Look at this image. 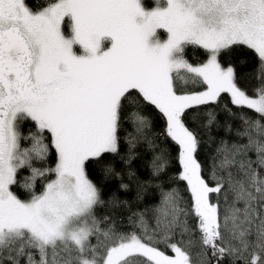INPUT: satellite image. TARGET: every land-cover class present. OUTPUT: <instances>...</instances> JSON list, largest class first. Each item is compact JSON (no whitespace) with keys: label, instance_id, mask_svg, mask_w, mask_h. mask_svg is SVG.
I'll return each mask as SVG.
<instances>
[{"label":"snow or ice","instance_id":"obj_1","mask_svg":"<svg viewBox=\"0 0 264 264\" xmlns=\"http://www.w3.org/2000/svg\"><path fill=\"white\" fill-rule=\"evenodd\" d=\"M187 46L205 50L206 62L189 63ZM234 46L255 53L259 87L253 96L237 85L235 67L218 59ZM178 80L190 89H179ZM222 93L258 118L241 115L237 139L221 142L210 186L185 117L218 103ZM152 109L178 146L175 177L168 176V158L144 115ZM202 115L207 126L215 121L210 110ZM25 121L34 126L23 137L28 147L18 130ZM141 145L150 154L144 181L131 167ZM51 149L55 167H33L34 160L46 162ZM109 155L119 157L120 170L105 160ZM93 161L121 180L118 191L129 190L121 179L125 170L137 183V199L148 186L159 190L151 221L135 212L132 230L122 231L110 217L96 216L105 202L86 174ZM23 168L31 170L30 180L45 179L38 193L33 183L22 185L28 199L11 190ZM177 180L186 182L190 203L173 187ZM212 193L223 197V208L219 199L210 201ZM111 203L127 201L114 193ZM226 260L264 264V0H154L152 6L145 0H47L42 7L0 0V264Z\"/></svg>","mask_w":264,"mask_h":264},{"label":"trees","instance_id":"obj_2","mask_svg":"<svg viewBox=\"0 0 264 264\" xmlns=\"http://www.w3.org/2000/svg\"><path fill=\"white\" fill-rule=\"evenodd\" d=\"M151 3L152 0H146ZM30 6H44L47 0H27ZM149 3V4H150ZM150 6V5H149ZM185 59L189 63L199 64L207 60V54L205 50L198 46H187L185 49ZM219 61L223 65L232 64L236 70V83L237 85L246 91L248 95H254L253 89L259 87V81L255 78V68L257 65V59L255 53L244 46H234L231 50L224 51L219 56ZM178 80L177 87L182 90H189L190 85L186 88L184 81ZM199 90H203L202 88ZM227 106V107H226ZM231 109V112H229ZM212 111L215 115V121L207 126V118L202 114L206 111ZM199 118L193 119V114L197 113ZM234 113V115H233ZM151 121L153 137L158 145V150H163L168 158V176L175 177L178 170L179 164L177 161L178 146L171 141L170 138L166 137L165 133V122L160 114L152 109L144 113ZM241 115H246L252 119H256L257 114L247 108H238L231 104L230 96L227 93H222L218 103L211 104L209 106H200L198 110H189L185 117L186 126L192 130L199 141L196 158L201 165L202 175L209 182L210 186H214V182L211 180L213 158H219L217 156V149L221 146L222 141H228L232 143L237 139L236 131L242 127ZM231 126V131H229ZM128 127L130 130V126ZM19 132L21 133V146L28 147L31 144L30 140H25L23 137L28 136L30 131H34V126L30 121L20 123ZM121 137L125 135L123 129L120 132ZM47 142V141H46ZM127 150V146L121 141V154L123 155ZM136 151L139 153V157L132 162V169L136 171L139 180L144 181L149 176V169L146 166L147 161L150 158V154H145L143 145L138 146ZM254 158V157H253ZM105 160L115 161L117 170L121 169L119 163V157L106 156ZM56 157L54 149H51L47 157L46 162L33 161V167L46 168L55 167ZM102 163L90 162L86 166V174L89 179L97 186L100 190L101 199L105 202L102 205H98L95 209L96 216L99 219H103L105 216L110 217L111 220L115 221L116 225L122 231H131L132 225L129 222V217L135 212H145L147 218L151 221L152 219V208L159 202L160 193L154 186H148L142 193V199H137V183L135 180L129 181L126 174L122 176V180L129 184V190L127 192L118 191V185L121 182L120 179L106 176L102 170ZM32 176L31 170L23 168L18 170L17 184L11 186V190L14 194L21 199L30 198L29 192L22 186L26 182H31L34 185V190L38 193L43 190L45 179L36 177L34 181L30 180ZM48 179H53L54 174H50ZM173 187L177 188L181 195L190 203V193L187 191L186 182L175 181ZM118 197L120 201H127L126 204L121 203L119 206L114 207L111 203L113 194ZM219 199L221 208H223V197L217 196V194H210V201L217 203ZM190 223L194 224V221L190 219ZM138 231V230H137ZM180 237L177 236V240ZM187 240V237H185ZM95 243V239H93ZM186 246V245H184ZM161 250H164L166 254L173 255L170 249L165 248L163 245L160 246ZM196 249H193V257L195 258ZM225 264H230V261L226 260ZM243 264V261L240 262Z\"/></svg>","mask_w":264,"mask_h":264},{"label":"rangeland","instance_id":"obj_3","mask_svg":"<svg viewBox=\"0 0 264 264\" xmlns=\"http://www.w3.org/2000/svg\"><path fill=\"white\" fill-rule=\"evenodd\" d=\"M145 2L148 3V4L150 3V2H148V1H146V0H145ZM153 4H154V0H152L151 3H150L149 5L152 6ZM159 35H160L161 39L166 38V33H164L163 30H159ZM204 62H206V61H204ZM204 62H203V63H204ZM199 64H202V63H199ZM193 65H197V64H193ZM181 83H182V81H181ZM183 83H184V82H183ZM184 86H185V85H184ZM249 96H253V95H249ZM54 178H55V177H54ZM54 178H53V179H54Z\"/></svg>","mask_w":264,"mask_h":264}]
</instances>
